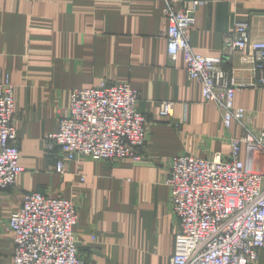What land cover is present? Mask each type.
Masks as SVG:
<instances>
[{"label":"crops","instance_id":"0c3cea01","mask_svg":"<svg viewBox=\"0 0 264 264\" xmlns=\"http://www.w3.org/2000/svg\"><path fill=\"white\" fill-rule=\"evenodd\" d=\"M169 1L193 12L189 39L197 55L224 58L226 75L254 84L236 95L235 106L247 112V129L264 130L262 73L250 53L224 49L236 22L249 25L254 41L264 40V0ZM163 8L158 0H0V83L15 87L25 167L16 186L0 191V264H13L9 217L33 192L75 202L82 264H170L179 232L165 185L172 159L226 158L245 129H225L219 107L205 103L202 85L188 79L183 55L169 57ZM104 80L140 92L148 132L143 160H81L58 175L45 137L58 131L72 91ZM163 103L173 105L167 121ZM257 264H264V249Z\"/></svg>","mask_w":264,"mask_h":264},{"label":"built area","instance_id":"2783aa9c","mask_svg":"<svg viewBox=\"0 0 264 264\" xmlns=\"http://www.w3.org/2000/svg\"><path fill=\"white\" fill-rule=\"evenodd\" d=\"M164 3L168 55H183L190 81L203 87L205 103L216 104L229 130L237 124L244 135L232 139L228 157L178 155L171 161L166 187L179 222L170 264H257L264 249V130L246 127L247 112L235 98L254 86L223 72L224 58L197 55L189 33L195 24L191 10ZM229 55L250 53L264 84V40L250 37L249 25L236 22L224 36ZM139 90L127 83L101 81L75 89L59 119L58 131L45 137L48 153L56 156L55 170L63 175L67 163L133 160L148 141L147 121L139 111ZM173 116L172 103H163L160 117ZM15 87L0 83V190L16 186L25 172L15 127ZM86 177L81 175V181ZM75 202L40 192L28 193L9 217L13 234V264H82Z\"/></svg>","mask_w":264,"mask_h":264},{"label":"rangeland","instance_id":"374dc122","mask_svg":"<svg viewBox=\"0 0 264 264\" xmlns=\"http://www.w3.org/2000/svg\"><path fill=\"white\" fill-rule=\"evenodd\" d=\"M250 37H251V36H250ZM46 150H47V149H46ZM47 152H48V150H47ZM55 164H56V163H55ZM69 165H70V163H67V167H66V169H68ZM54 169H55V168H54ZM66 172H67V170H66ZM66 172H65L63 175H65ZM55 173H57L56 170H55ZM57 174H58V173H57ZM58 175H61V174H58ZM0 191H2V190H0Z\"/></svg>","mask_w":264,"mask_h":264}]
</instances>
